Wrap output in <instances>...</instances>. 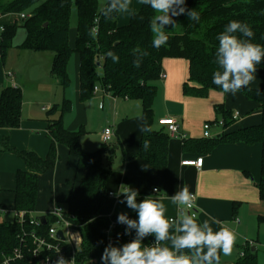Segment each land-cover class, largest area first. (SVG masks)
Returning <instances> with one entry per match:
<instances>
[{
	"label": "crops",
	"instance_id": "obj_1",
	"mask_svg": "<svg viewBox=\"0 0 264 264\" xmlns=\"http://www.w3.org/2000/svg\"><path fill=\"white\" fill-rule=\"evenodd\" d=\"M103 3L101 11L106 8L107 0ZM142 6L140 0H132L130 13L119 14V27L129 25L132 16ZM18 21V14H0V25L21 24ZM20 45L4 56L0 49V92L15 85L23 93L20 127L12 130L0 128V223L14 215L15 177L18 171L27 170L20 157L3 147V141L8 139L11 148L31 151L45 159L52 145L47 112L57 104L59 88L67 89L51 76L53 53L31 52L21 49ZM188 69V62L184 59H165L162 63L164 78L158 83L153 129L168 134L167 129L159 125V120L173 118L179 124V133L185 136V140L170 138L168 165L163 170L152 168L138 157L143 116L140 101L114 97L100 87L99 92H93L87 101L77 99L74 104L69 101L71 110L63 118L64 127L70 132H82L80 145L86 154L105 146L102 141L105 129L113 131V141L106 146L115 149V155L113 158L104 157L103 165L112 171L107 188L114 197H109L104 204L101 216L121 213L133 216L136 213L126 202H120L123 195L117 196L121 186L127 185L138 191V202L148 196L161 200L167 209L166 217L174 219L179 209L172 204L170 197L182 185H187L197 196L198 222L208 220L214 231L224 225L236 233L231 254L225 256L221 253L220 264H235L246 240L254 243L257 264H264V201L258 190L262 145H249L242 140L225 141L208 151L203 138L206 123L225 119L217 113L216 106L223 105L224 111L233 115L235 112L241 114L238 120H233L232 115L231 125L224 132L231 133L260 124V104L239 92L232 95L211 91L205 98L185 95L183 85L188 79ZM261 78V70L257 69L256 79L245 88L259 90ZM66 100L64 96L63 102ZM223 131L213 129L214 134ZM185 141H188L186 145ZM57 152L56 167L39 176V195L33 212L36 217L50 214L55 204L65 205L70 190L78 187L87 175L86 170L78 168V161L70 155L67 147L57 145ZM200 158L204 160L200 170L182 165L184 161ZM234 219H239L240 223H235Z\"/></svg>",
	"mask_w": 264,
	"mask_h": 264
},
{
	"label": "trees",
	"instance_id": "obj_2",
	"mask_svg": "<svg viewBox=\"0 0 264 264\" xmlns=\"http://www.w3.org/2000/svg\"><path fill=\"white\" fill-rule=\"evenodd\" d=\"M78 11V30L75 52L80 57V100L87 101L93 96L95 87L100 86L108 94L142 103V126L150 131L142 132L138 157L156 170L168 165L170 137L163 131L153 129L154 102L158 93V83L162 76V63L165 59H184L188 62L189 75L183 85L185 95L205 98L211 91L222 92L213 84V73L218 66L215 52L218 47V35L233 20L247 23L254 35L251 42L264 46V0H185L188 10H195L199 20H191L187 14L173 17L175 26L166 25L168 43L160 48L152 47L150 21L156 13L151 7L143 5L134 14L129 25L119 27V14L110 19L102 15L99 0H76ZM73 0H0V14H21L28 12L30 18L21 24L5 26L0 40L3 56L13 45L19 27L25 30V39L21 49L31 52H51L54 55L51 76L60 81L66 89L69 84L68 64L73 53L69 45L70 20ZM47 25V26H45ZM97 29L95 37L91 30ZM236 35H240L237 33ZM243 39H248L242 37ZM147 51L139 68L133 60L138 53L134 49ZM111 51L119 57L118 62L108 57ZM102 70V79L98 71ZM261 70V88L251 90L242 88L247 99L260 104L262 118L258 125L224 133L215 139H204L206 149L211 151L215 145L225 141L242 140L246 144L262 145L261 181L258 185L259 196L264 201V61L257 65ZM23 93L14 86L5 87L0 92V128L17 129L21 124ZM71 110V103L64 101L53 106L48 112V134L52 141L51 149L45 159L31 151H18L11 148L8 139L3 141L7 151L14 152L26 164L27 170H20L15 177V211H25L33 215L39 195V176L52 171L59 160L57 145H64L70 155L78 161V168L87 171L86 177L78 187L70 190L65 207L77 217L82 225V254L100 257L104 253L103 232L108 226L107 220L98 219L104 204L109 200L107 183L111 169L103 165L104 157L113 158L115 149L108 144L92 154H86L80 145L82 132H70L63 124V118ZM229 127L232 115L224 111V106H216ZM188 141H185V145ZM147 144V148L143 147ZM137 219V213L131 216ZM23 230L16 220L0 223V257L9 254L18 244ZM136 229H134V239ZM153 236L143 238V245L149 244ZM235 264H257V255L253 247L244 251Z\"/></svg>",
	"mask_w": 264,
	"mask_h": 264
},
{
	"label": "clouds",
	"instance_id": "obj_3",
	"mask_svg": "<svg viewBox=\"0 0 264 264\" xmlns=\"http://www.w3.org/2000/svg\"><path fill=\"white\" fill-rule=\"evenodd\" d=\"M140 3L151 7L156 13L150 21L154 48L168 43L169 31H166L165 26H175L173 17L187 14L189 19L199 20L194 9L186 8L185 0H140ZM131 5L132 0H107L102 15L110 19L113 14L130 13ZM90 35L95 37V28ZM253 35L247 23L236 20L230 21L218 35L219 43L215 52L218 68L213 73V84L223 93L235 95L256 79L257 65L264 61V46L252 43ZM133 51L138 53L133 64L139 68L148 52L139 48ZM107 55L113 62H118L119 57L113 52L109 51ZM140 131L150 129L142 126ZM147 146L146 143L143 145L145 148ZM119 195L124 197L120 202H126L138 218L129 219L126 213H121L117 222L128 226L125 235L129 234L130 229H136V238L120 248L110 244L101 256L102 264H220L221 253L225 256L231 254L237 239L236 233L227 227L214 231L208 220L198 222L196 212L190 211L195 207V196L187 185H182L170 197L172 204L179 209L174 219L166 217V206L159 199L148 196L138 202L139 193L131 186L122 185L117 193ZM150 235L155 238V244L143 245V238ZM56 264L69 262L60 256Z\"/></svg>",
	"mask_w": 264,
	"mask_h": 264
},
{
	"label": "built area",
	"instance_id": "obj_4",
	"mask_svg": "<svg viewBox=\"0 0 264 264\" xmlns=\"http://www.w3.org/2000/svg\"><path fill=\"white\" fill-rule=\"evenodd\" d=\"M30 13H22L18 15L20 21L30 18ZM5 26L0 25V35L5 32ZM97 31V29H96ZM1 40V37H0ZM161 78H164L161 76ZM15 87V85H13ZM100 88L97 86L94 93L99 92ZM103 90V89H102ZM103 92L107 93L105 90ZM241 114L235 112L233 120L240 119ZM159 125L166 128L170 138H179L185 140V136L179 133V124L176 119H162L159 120ZM222 129L223 132L214 134L213 129ZM226 122L224 119L213 122H208L203 126L204 139H215L222 136L226 130ZM113 131L107 128L102 133V141L104 144H110L113 141ZM203 158L196 160H187L182 162L183 166L195 167L200 170L203 166ZM158 192V190H155ZM195 196V207L190 211L196 212L198 216L197 196ZM109 197L113 198L114 194L109 193ZM15 220L21 227L28 226L29 230H23L22 235L19 237V244L7 255L0 257V264H56L60 256L64 257L69 264H102L100 257H89L82 254L83 249V235L82 225L77 222V217L70 214L63 204H55L52 212L45 216L46 224L40 221V217L29 215L25 211H15ZM42 217V216H41ZM129 219H133L128 216ZM53 223H50V219ZM118 215L109 214L106 216H98V219L107 220L108 226L103 232L104 248L110 244L114 247H122L124 244L134 239V228L129 230V234L125 235V229L128 227L126 224L117 222ZM234 222L239 224V219H234ZM57 224L62 227L58 229L55 227ZM226 227V226H222ZM62 233V237L59 233ZM153 239L149 245H154ZM252 241H247L244 244V249L240 253V257H244V251L248 247H253Z\"/></svg>",
	"mask_w": 264,
	"mask_h": 264
},
{
	"label": "rangeland",
	"instance_id": "obj_5",
	"mask_svg": "<svg viewBox=\"0 0 264 264\" xmlns=\"http://www.w3.org/2000/svg\"><path fill=\"white\" fill-rule=\"evenodd\" d=\"M75 1L76 0H73L72 10H71L70 33H69V45H70L71 49L73 50V53L71 55V58H70L69 64H68V75H69L70 84L65 91L62 88H59V94H58V97L56 98V100L58 102H55V103H57L55 105H61L63 103V97L64 96L67 99V101H70L72 104H74L77 99L80 100V97H79V94H80L79 93L80 57L75 52L76 40H77V30H78V11H77V6H76ZM103 2H105V0H100V5L102 7L104 6ZM25 13L28 14V12H25ZM9 20L11 21L12 18H10ZM18 22L21 23L20 20ZM19 26H20V24H19ZM25 33H26L25 30L23 28L19 27V29L16 33V36L13 40V45L6 51V53L9 54L13 50L15 51L16 47L19 46L21 44V42L24 40ZM0 37H2V35H0ZM16 55L18 56L17 51H16ZM18 60H19V58H18ZM12 62H14V60ZM15 62H16V59H15ZM103 75H104V73L100 69L98 71V77L100 79H102ZM98 87L100 88V86H98ZM14 215L9 217L6 222H13L14 221L13 220ZM49 219H50L49 222L53 223L52 219L51 218H49ZM2 222H5V221L2 220ZM53 225H55V227L58 229H62V227L60 225H57V224H53Z\"/></svg>",
	"mask_w": 264,
	"mask_h": 264
},
{
	"label": "water",
	"instance_id": "obj_6",
	"mask_svg": "<svg viewBox=\"0 0 264 264\" xmlns=\"http://www.w3.org/2000/svg\"><path fill=\"white\" fill-rule=\"evenodd\" d=\"M45 26H47V25H45ZM40 221H41L43 224H46V218H45V216L40 217ZM59 236L62 237V233H61V232L59 233ZM254 251H255V250H254Z\"/></svg>",
	"mask_w": 264,
	"mask_h": 264
}]
</instances>
